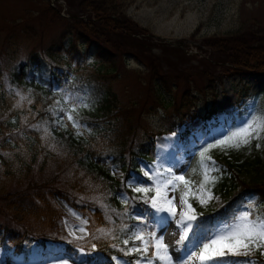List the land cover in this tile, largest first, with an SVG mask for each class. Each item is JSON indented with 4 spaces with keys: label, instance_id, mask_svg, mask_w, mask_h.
<instances>
[{
    "label": "rangeland",
    "instance_id": "1",
    "mask_svg": "<svg viewBox=\"0 0 264 264\" xmlns=\"http://www.w3.org/2000/svg\"><path fill=\"white\" fill-rule=\"evenodd\" d=\"M91 2L94 0H87L86 5ZM115 3L118 9L124 11L139 27L146 28L148 33L135 34L134 41L131 42L126 38L128 36L119 37L117 33L109 32L106 28L107 30L101 33L103 42L114 47H104L105 55L101 58L97 53L98 43L93 41L92 37H85V28L81 27L79 30L74 26L75 22H81L88 24L89 29L100 27L97 24L98 16L89 6L81 5V0H0V84L7 88L10 71L25 62L31 54L37 55L46 64L55 63L49 55L50 52H60L68 60L69 55L65 50L70 47L72 41H75V45L85 54L87 67L81 71L82 77L100 67L101 62L114 60L117 69L112 71L103 85L111 82L119 106L134 107L135 116L139 117L143 124L149 123L165 129L172 127L171 133L155 137L152 158L142 160L141 169L147 170L157 162L165 166L179 162L181 167L178 174L189 162L192 167L196 166L198 155L193 160L192 153L198 145L234 129L248 115L250 107L257 113H264V74L235 68L230 65L226 55L204 45L206 37L227 36L241 29L245 33L255 34L258 42H264V0H116ZM100 25L105 26L107 23ZM177 49L185 52L186 60L179 56ZM142 53L155 57V61L161 64L158 74L151 78L148 73L150 63L147 57L140 56ZM195 55L197 57H194ZM33 66V74L38 78L40 68ZM75 76L78 74L74 75L71 71L68 81L76 82ZM218 77H222V82L215 83L212 92L199 91ZM187 87L191 92L186 90ZM159 90L163 96L162 100L156 99L155 96ZM187 92L194 101L178 109L182 102L185 103L182 95ZM179 117H182L181 121ZM12 123L15 124V120ZM24 124L25 120L21 119L20 123H16L15 129L22 133ZM88 127L91 129L90 124ZM40 128L41 144L54 150L56 158L49 161L41 171L38 167L35 168L37 164L32 165L28 178L25 176L26 178L19 180L16 176L10 180L3 178L0 169V185L3 184L5 192L11 196L14 194V198L18 199L20 195L26 194L30 184H34H29L30 180H48L54 188L61 192L67 191L79 202L90 201L98 204L97 198L104 200L106 196L97 191V187L102 184L94 182L85 173L76 175L75 181L73 164H68L71 158L66 155L65 148L58 147L50 140V134L44 131L45 127ZM256 143L253 141L251 146L230 150L227 154L213 150L211 155L217 164L226 170V175L232 176L236 182L243 178L248 180L254 173L258 182L252 185L257 187L261 184L258 186L262 187L264 170L258 174L250 172L251 166L241 165L249 156L254 158L255 155H260L264 161V141H261L260 149H256ZM69 168L70 171H67ZM111 173L117 180L123 181L120 169L112 166ZM188 177L199 180L198 175L191 174V168L186 178ZM75 183L80 185L73 187ZM250 190L251 193L246 197L244 204L255 199L258 205L256 211L264 212V200L259 199L254 188ZM170 195H176L177 200L179 198L178 192ZM214 195L218 199L213 200L206 208L193 201L198 213L207 209H218L225 204V195L215 192ZM56 202L65 216L54 222V228L71 238L63 222L68 221L69 225L79 224L72 215L76 212L58 196ZM5 208L0 211V223L7 221L4 216ZM14 218L17 222L21 221L17 215H14ZM9 225L15 224L9 222ZM11 229L10 236L14 238L17 232L15 227ZM87 229H90L89 221ZM174 229L173 224L165 236V243H169L170 252L177 239L171 234ZM2 234L3 231L0 230V237ZM79 246L69 249L61 241L42 242L28 237L21 246L12 242L0 245V264H60L65 259L68 264H94L87 263L88 257H81ZM258 256L259 253L256 254L257 258ZM113 264H116V261Z\"/></svg>",
    "mask_w": 264,
    "mask_h": 264
},
{
    "label": "trees",
    "instance_id": "2",
    "mask_svg": "<svg viewBox=\"0 0 264 264\" xmlns=\"http://www.w3.org/2000/svg\"><path fill=\"white\" fill-rule=\"evenodd\" d=\"M86 1L81 0V5L89 6L95 12L98 16L97 24L100 27L89 29L88 24L81 22H75L74 26H77L79 30L81 27L85 28L86 30L83 29L85 37H92L93 41L98 43L97 53L101 58L105 55V48L114 47L103 42L101 33L104 30L108 29L109 32H115L119 37L128 36L126 38L131 42L134 41L135 34L148 33L146 28L139 27L124 11L117 8L116 0H94L90 5H86ZM56 16L60 17L59 14ZM104 22L107 25L104 26ZM133 29L139 31L135 32ZM243 31L241 29L227 36L211 35L204 38V45L226 55L230 65L235 68H244L242 70L264 74V42H258L252 32L245 33ZM69 46L65 50L69 55L68 60L60 52H50L49 55L55 63L46 64L37 55L31 54L25 62L10 71L7 88L0 84L1 173L3 178L9 180L15 176L17 180L25 176L28 178L27 175L31 172L32 165L37 164L35 168L38 167V170L41 171L49 161L56 158L54 150L41 144L42 128L40 127L43 126L48 129L50 140L58 147L65 148L66 155L72 160L68 164H73V175L85 173L94 182L98 184L100 182L102 185L97 187V191L106 196L104 198L105 203L117 211H122L124 206L117 199L116 194L123 191L129 197L135 195L124 186V181L129 178L131 172L137 176L143 175L140 162L143 159H151L155 136L171 132L172 127L165 129L154 127L149 123L143 124L140 118L135 116L134 107L119 106L111 82L108 81L103 85L105 79L111 75L113 70L116 71L117 69L114 60L101 62L100 67L82 77L81 71L87 67L85 54L75 45V41H72ZM177 50L179 56L185 59L187 56L185 52L181 49ZM147 51L149 53V50ZM140 56L147 57L150 63L148 68L150 78L154 74H158L161 66L159 61H155V57L149 54L142 53ZM33 65L40 68L38 78H35L33 74ZM71 71L74 72V75L78 74L77 77L75 76L76 82L74 80L68 81V75ZM221 81L222 77L214 78L209 86H204L199 91L201 93L204 90L212 92L215 83ZM55 86H57L56 89ZM186 90H189V87ZM16 92L28 97L31 103L25 100L22 106L17 107L19 97L16 96ZM65 92H86L91 99V107L87 110H81L79 117L82 122L90 124L91 129L85 131L81 136H76L75 130L70 124L67 128L59 127L55 123L57 118L48 111L53 106L54 101L61 99ZM161 94L160 90L157 91L156 99L162 100ZM183 99L186 101L185 103L182 102L178 109L188 106L194 101L188 92L182 95ZM21 119L26 122L22 127V133L15 129L16 123H20ZM14 120L15 124L12 123ZM181 120L182 117H179V121ZM37 125L39 127H36ZM241 163L242 166H251L250 172L259 174L264 170V161L260 155H255L254 158L249 156ZM112 166L120 169L123 181L117 180L113 176L111 173ZM67 171H70V168ZM252 174L248 180L243 178L239 182H236L232 176L224 175L222 180L216 184L214 192L225 195V205L218 209L203 211V215L199 219L211 226L216 221L227 218L237 205L245 203L246 196L251 193V188H254V191L259 194L261 201H263L264 189L262 187L264 184L262 187L258 186L261 184H258L257 187L252 185L258 182L254 173ZM29 184L30 189H27L26 194L20 195L18 199L14 198V194L11 196L5 192L2 188L3 184L0 185V211L6 207L4 216L7 220L0 223V230L3 231L0 237V245L12 242L21 246L28 237L42 242L61 241L69 249L80 245L81 242L69 243L72 238H67L66 233H61L54 228V222L65 216L56 202V196L60 197L81 218L89 221V232L94 233L97 228L107 226V221L104 218L105 213L95 202H79L67 191L61 192L58 188H54L48 180L40 182L30 180ZM79 185V183H75L72 186L77 187ZM136 204L137 207H146V205H141L139 201ZM193 204L196 206L195 203ZM14 215L19 216L21 221L17 222ZM9 222H13L15 225L10 226ZM128 223H135V221H128ZM12 227H15L14 230L17 232L14 238L10 236ZM90 243H96L97 249L95 252H91L92 256L88 257L87 263L113 264L115 262L112 260L113 256L126 261L136 259L135 256H123L122 253L109 247L108 241L103 240L83 242L85 251L89 250ZM258 259L264 261L259 256Z\"/></svg>",
    "mask_w": 264,
    "mask_h": 264
},
{
    "label": "snow or ice",
    "instance_id": "3",
    "mask_svg": "<svg viewBox=\"0 0 264 264\" xmlns=\"http://www.w3.org/2000/svg\"><path fill=\"white\" fill-rule=\"evenodd\" d=\"M15 94L19 97L17 107L28 100L20 92ZM90 107L91 99L86 92H65L48 111L57 118L55 123L59 127L67 128L70 124L76 136H81L90 129L81 122L80 112ZM44 131L48 134L47 128ZM253 141L257 142L256 149L262 147L264 113H257L250 107L248 115L234 129L225 131L220 137L205 140L196 147L192 153L193 160L198 155L195 167L189 162L178 174L179 162L167 166L157 162L147 170L142 168V176L131 173L124 186L135 195L116 194L124 206L122 211L97 198L96 202L104 210L107 226L91 233L87 229L88 220L72 213L79 224L63 222L68 236L72 238L69 243L81 242L78 247L81 257H89L97 249L96 243H90L89 250L85 251L83 242L88 240L108 241V246L123 256L136 257L126 261L113 256L116 264H264L256 257L259 253V257L264 258V212L256 211L258 205L255 199L237 205L227 218L211 226L199 219L203 213H198L193 206L194 201L206 208L218 199L213 189L227 174L211 155L213 150L227 154L230 150L249 147ZM189 168L193 176H199L198 181L186 178ZM177 192L178 200L176 195H170ZM137 201L147 207H137ZM128 221L135 223L129 224ZM173 224L175 229L171 234L177 239L170 252L165 236ZM60 264H68V260H62Z\"/></svg>",
    "mask_w": 264,
    "mask_h": 264
}]
</instances>
